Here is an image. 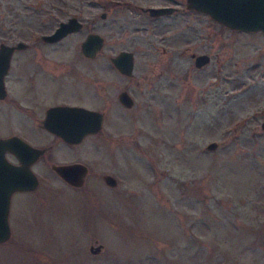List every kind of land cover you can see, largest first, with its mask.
Returning a JSON list of instances; mask_svg holds the SVG:
<instances>
[{
    "label": "rangeland",
    "instance_id": "rangeland-1",
    "mask_svg": "<svg viewBox=\"0 0 264 264\" xmlns=\"http://www.w3.org/2000/svg\"><path fill=\"white\" fill-rule=\"evenodd\" d=\"M165 5L177 10L143 11ZM70 16L83 27L44 61L57 74L51 80L65 83L48 91L50 102L102 106L112 96L102 82L112 94L145 80L150 61V108L138 93L131 109L108 111L95 139L111 132V140L134 142L132 152L81 155L91 171L82 186L45 170L31 194L37 206L0 243V264H264V32L229 28L186 0H0V36H9V19L39 36ZM18 30L13 40L27 37ZM90 32L104 43L85 59L80 44ZM120 50L137 51L131 76L111 63ZM192 54L210 60L197 68ZM78 77L89 83L83 98L71 84ZM114 112L123 128L115 129Z\"/></svg>",
    "mask_w": 264,
    "mask_h": 264
},
{
    "label": "flooded vegetation",
    "instance_id": "flooded-vegetation-1",
    "mask_svg": "<svg viewBox=\"0 0 264 264\" xmlns=\"http://www.w3.org/2000/svg\"><path fill=\"white\" fill-rule=\"evenodd\" d=\"M10 7H12V5H10ZM146 8L143 9L144 12H147L145 11ZM35 14L36 13H28L27 15L34 16ZM9 15L13 16L14 13ZM19 15L20 14H18V16ZM27 15L25 14L24 16ZM16 19L17 18L9 19L8 21L9 36H0V48L4 45L7 46L9 50L8 67L0 84V138L12 139L2 153L3 165H1L0 162V180H18V178L24 173L25 175L23 176L25 177H34L37 184L33 189H14L10 192L7 209L10 237L12 234V228H22V226L25 225L23 221L24 219L26 220L24 215L27 214V208L32 204L37 206V203L31 194L38 189L40 180L46 169L52 170L57 177L64 181V179H62V177H60L55 171L54 167L68 164H82L85 168L83 185L91 171L85 163L80 161L81 155L84 157L90 155L92 158H95L100 152L104 151L112 155L116 154L120 159L123 155H125L126 158V155L131 154L132 152V150L129 151V149L134 145V142L111 140V132H108L107 135L103 137V140L99 141L95 139L103 131L109 112L111 111L112 113L113 110H116V106L121 109H131L134 105V97H136L138 93H141L142 95L146 93L149 97L146 106L150 108V61L145 80H135L134 82H130L129 85L123 88L119 87L116 89V92H112V94L107 92L109 89L106 86V83L102 82L101 84L106 95H112L111 99L104 101L105 103L102 106L91 107L83 101H59L58 97L50 102V99L54 97H52L48 91L54 86L61 88L65 83L63 80H61L60 83H54L56 80H51L58 78L57 74L52 69H46L44 67V61L51 60L52 51L57 48L56 45L62 42L71 33L55 42L46 41L44 35L52 33L62 21H60L51 31L35 36L33 32L29 33L26 22L23 21V19L20 20L18 18L19 22ZM17 26H19L18 32L23 33L24 36L27 37H21V39L18 40L12 39L13 30H15V27ZM0 30H2V27ZM126 51L132 53L134 68L135 60L138 57L137 51ZM50 53L51 55H49ZM79 54L85 59L90 58L84 56V54L80 52ZM195 56L196 54L191 55L193 59H195ZM19 67L22 68V70H20ZM115 69L121 73L117 68ZM41 73H45V77L48 80H39L38 75H41ZM78 78V80H71L73 81L71 84H76V86L80 87L77 89L81 93V98H83L88 93L89 83L87 80H84L83 77ZM117 82L118 80H114L113 84L117 85ZM122 92L127 93L132 101L131 106L127 107L120 100ZM58 106L82 107L97 112L101 120L100 128L94 133L85 134L79 141L64 139L54 131L50 130L45 123L48 111L52 107ZM121 109H118L117 111ZM115 112L113 119L110 118V120L114 123L115 129L117 130L123 128L124 119L122 118L123 115L118 113L115 114ZM52 120H55V118ZM63 121H65V119ZM112 130L114 129L112 128ZM108 148H110L109 151L106 150ZM100 158L102 157L99 154L97 159ZM46 164L50 167H45ZM131 170H133L132 167ZM100 175L103 181L106 175H111L115 182H117L116 177L111 173L105 172ZM1 177H3V179ZM64 182L70 185L66 181ZM105 184L107 183L105 182ZM88 190L90 192H96L93 189ZM1 192L2 189L0 188V193Z\"/></svg>",
    "mask_w": 264,
    "mask_h": 264
},
{
    "label": "water",
    "instance_id": "water-1",
    "mask_svg": "<svg viewBox=\"0 0 264 264\" xmlns=\"http://www.w3.org/2000/svg\"><path fill=\"white\" fill-rule=\"evenodd\" d=\"M186 7L208 14L215 21L236 30L261 31L264 32V0H186ZM175 6H150L145 9L151 16H160L173 13ZM105 12L101 17H105ZM82 22L76 16L69 17L66 21L54 29L48 35H44L46 41H58L70 33L77 32L82 28ZM104 38L96 33L90 32L81 42V52L86 57H94L101 49ZM7 46L2 45L0 48V84L8 67ZM207 54L195 56L194 65L199 68L209 62ZM114 67L121 73L130 76L133 69V58L130 51L122 50L116 56L111 58ZM120 100L127 107L132 105V101L126 92H122ZM55 118V120H52ZM65 119V121H63ZM100 116L97 112L82 107L58 106L52 107L47 114L46 125L64 139L70 141H79L87 133H94L100 128ZM264 129V121L261 124ZM10 138H0V162L3 165V150L11 142ZM207 149L213 150L217 147L215 141L207 144ZM55 171L70 185L81 186L85 168L82 164H68L54 167ZM22 173V172H21ZM23 175H25L23 173ZM21 175L18 180H0V243L10 237L8 227L7 209L8 197L12 190L33 189L37 182L34 177H25ZM3 179V177H1ZM104 181L115 186L116 182L111 175H106ZM102 244L90 245L89 251L93 254L99 253Z\"/></svg>",
    "mask_w": 264,
    "mask_h": 264
}]
</instances>
